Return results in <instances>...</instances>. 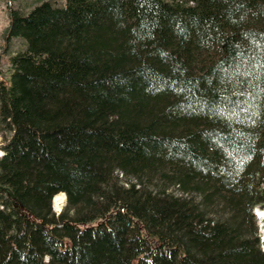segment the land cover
<instances>
[{"label":"trees","instance_id":"obj_1","mask_svg":"<svg viewBox=\"0 0 264 264\" xmlns=\"http://www.w3.org/2000/svg\"><path fill=\"white\" fill-rule=\"evenodd\" d=\"M61 1L9 12L0 264H264V0Z\"/></svg>","mask_w":264,"mask_h":264},{"label":"rangeland","instance_id":"obj_2","mask_svg":"<svg viewBox=\"0 0 264 264\" xmlns=\"http://www.w3.org/2000/svg\"><path fill=\"white\" fill-rule=\"evenodd\" d=\"M43 1H50L53 4L60 5L61 0H0V70L4 74L0 77V80H7V64L6 59L16 51L20 49V42L18 40H8L5 38L6 31L9 23V12L16 10L21 14L28 13L34 6L38 5ZM5 136L0 133V153L2 156V148L6 144ZM120 177V176H119ZM66 203L64 204L61 212L65 209ZM52 211L57 214L54 207ZM255 217V225L257 228V234L260 240V247L264 250V208L257 206L253 211Z\"/></svg>","mask_w":264,"mask_h":264},{"label":"bare ground","instance_id":"obj_3","mask_svg":"<svg viewBox=\"0 0 264 264\" xmlns=\"http://www.w3.org/2000/svg\"><path fill=\"white\" fill-rule=\"evenodd\" d=\"M0 156H1V153H0ZM53 198H54L53 207L58 214L59 212H61L64 204L67 203L66 196L64 193H59L55 195Z\"/></svg>","mask_w":264,"mask_h":264},{"label":"water","instance_id":"obj_4","mask_svg":"<svg viewBox=\"0 0 264 264\" xmlns=\"http://www.w3.org/2000/svg\"><path fill=\"white\" fill-rule=\"evenodd\" d=\"M56 195V194H55ZM55 195H53V196H55ZM53 201H54V198L52 197L51 198V207H53Z\"/></svg>","mask_w":264,"mask_h":264}]
</instances>
